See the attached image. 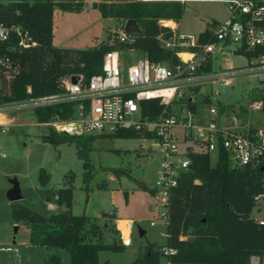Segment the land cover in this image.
I'll use <instances>...</instances> for the list:
<instances>
[{"label":"trees","instance_id":"trees-1","mask_svg":"<svg viewBox=\"0 0 264 264\" xmlns=\"http://www.w3.org/2000/svg\"><path fill=\"white\" fill-rule=\"evenodd\" d=\"M83 3L84 0H0V21L19 24L22 34L28 36L26 45L19 44L21 35L17 33L0 43V104L60 90V77L67 73L89 76L99 72L103 55L110 49L134 48L154 62L177 61L178 47L163 46L159 35L164 38L173 35L174 28L168 20L180 21L185 1L100 0L94 6L103 17L120 18L122 23L135 19L139 29L131 33L130 42L103 39L88 47L53 43L54 9L74 8ZM211 38L207 26L197 35L200 42ZM211 68L208 62L205 69ZM162 107L159 97L141 100L142 113L149 117L158 114ZM70 111V103H59L36 107L32 114L37 122H42L54 115L68 116ZM39 136L53 145L75 143L76 153L83 159L82 188L88 192L93 175L89 152L95 137H152L153 133L119 127L110 133L70 134L45 126ZM190 156L188 169L180 175L170 194L164 242L147 241L142 252L128 264H162L161 258L165 264H249L251 255H258L263 261L264 222L254 220L251 211L256 204L254 195L264 191V171L231 166L223 151L215 162L205 152H192ZM113 172L121 174L117 168ZM48 176V171L40 167L39 181L46 185ZM72 176L70 172L64 184L56 189L59 211L41 213L16 201L11 205V215L29 226L31 244L52 245L68 252V262L52 253L43 264H107L108 259L101 260L99 252L123 251L126 245L119 239L107 241L97 216L72 211ZM101 216L118 217L114 211L104 210Z\"/></svg>","mask_w":264,"mask_h":264},{"label":"built area","instance_id":"built-area-1","mask_svg":"<svg viewBox=\"0 0 264 264\" xmlns=\"http://www.w3.org/2000/svg\"><path fill=\"white\" fill-rule=\"evenodd\" d=\"M220 1L226 3L228 14L213 22L209 28L210 40L200 42L197 37L181 35L175 30L169 38L159 35L163 46L178 47L175 63L154 62L145 55L134 61L123 60L119 49H110L103 55L99 72L89 76L67 73L60 77V90L1 103L0 132H5L13 122L9 112H33L36 107L59 103L71 104L68 116L54 115L38 123L70 133H110L119 127L151 131L162 155L159 175L150 187L153 206L158 209V216L150 220V225L157 221L166 225L171 191L188 169L192 152L208 153L215 162L223 151L231 166L264 171V127L243 120L227 105L219 107V101L206 102L207 108L200 113V101L194 97L206 93L202 90L204 84L231 82L237 70L231 65L229 54H245L249 65L241 68L259 71V79L264 80V50H257L264 49V0ZM124 23L117 28L116 38L119 42H130L133 38L124 29ZM12 33L21 35L19 44H27L28 36L22 34L19 24L0 21V43L8 40ZM224 50L227 55L223 65L214 67ZM182 52L188 55L183 57ZM208 62L212 64L209 70L205 69ZM150 97H159L163 104L153 117L143 114L141 109V100ZM261 101L253 100L251 108H261ZM189 103H195V108ZM253 198L257 215L251 211V216L264 222V191ZM125 220L128 234L125 236L121 230V241L126 245L133 220ZM10 249L11 246L0 245V251ZM259 263L264 264V260L258 255L250 256L249 264Z\"/></svg>","mask_w":264,"mask_h":264},{"label":"rangeland","instance_id":"rangeland-1","mask_svg":"<svg viewBox=\"0 0 264 264\" xmlns=\"http://www.w3.org/2000/svg\"><path fill=\"white\" fill-rule=\"evenodd\" d=\"M98 1L100 0H84L82 5L68 9L56 7L53 13V43L60 46L88 47L97 45L103 39L116 41V31L122 20L103 17L94 6ZM184 1V12L175 30L181 35L197 37L206 26L210 28L214 21L221 20L228 14L226 3L220 0ZM119 51L123 60L134 61L144 55L138 49ZM226 51L220 53L214 67L223 65ZM229 57L231 65L237 70L232 75L231 82L214 86L204 84L202 90L206 93L194 96L200 101L198 110L203 113L208 106L206 102L219 101L220 105L235 109L243 120L264 127V80L259 79V71L241 68L249 65L245 54H229ZM214 90L218 92L214 93ZM258 99L262 100V107L251 108V102ZM8 116L13 122L5 132H0V245L11 246V249L0 251V264H12L25 253L32 258L27 264H35V254L42 252L40 245L25 246V242L29 241V226L23 221L15 220L11 215V205L16 201L8 199L7 191L14 178L19 182L22 194L17 202L38 212L49 213L61 209V205L55 200L56 189L64 184L71 172L72 211L97 216L103 237L107 241L121 240V230L123 234L127 231L126 221L102 217V210L114 211L118 217L133 220L123 251L99 252L101 260L108 259L107 264H128L135 255L142 252L147 241H155L157 244L164 242L165 225L159 221L155 225L149 223L158 216V209L153 206L150 187L159 175L162 155L152 137H95L89 152L93 175L89 179L90 189L86 192L82 188L83 159L77 155L75 143L61 142L53 145L43 141L39 134L45 125L39 124L30 110L9 112ZM40 167L48 171L46 185L38 179ZM114 168L121 174H114ZM99 183L103 186H97ZM142 183L146 184V188L141 187ZM252 213L257 215L255 209ZM141 230L145 231L143 235L140 234ZM58 249H62L63 262H68L67 251L60 247ZM161 263L165 264L164 258H161Z\"/></svg>","mask_w":264,"mask_h":264},{"label":"crops","instance_id":"crops-1","mask_svg":"<svg viewBox=\"0 0 264 264\" xmlns=\"http://www.w3.org/2000/svg\"><path fill=\"white\" fill-rule=\"evenodd\" d=\"M168 21L171 23H168L166 21L165 22L168 23L170 26H172L174 28V30H176L179 22H175L173 20H168ZM171 24H174V25H171ZM175 33H176V31H175ZM31 114H32V111H31ZM32 116H33V114H32ZM117 218H118V221H126L125 219H123L121 217H117ZM127 233H128V229H127L126 233H124V235H126ZM30 245H38V244H31L29 241L25 242V246H30ZM40 246H42V250H41L42 252L41 253L38 252L35 254V258H34L35 264H43L45 261H47V259L49 258V256L52 253H57L59 255L61 261L63 262L62 249H58V247L52 246V245H40ZM15 249H17V248L15 247ZM41 258H42V260H41ZM31 260H32V258L30 256V254L25 253V255L23 257L20 258V256H19L18 260L13 262V263L14 264H27V261H31Z\"/></svg>","mask_w":264,"mask_h":264},{"label":"water","instance_id":"water-1","mask_svg":"<svg viewBox=\"0 0 264 264\" xmlns=\"http://www.w3.org/2000/svg\"><path fill=\"white\" fill-rule=\"evenodd\" d=\"M124 29L127 32L132 33L133 31H136L139 29L138 25L136 24L135 19L129 18L124 23ZM72 80L75 81L74 75L72 76ZM141 187L146 188V184L142 183ZM7 197L10 201H17L22 197L19 182L17 179H12V186L7 191ZM145 233L144 230L140 231V234L143 235ZM14 264V263H12Z\"/></svg>","mask_w":264,"mask_h":264},{"label":"bare ground","instance_id":"bare-ground-1","mask_svg":"<svg viewBox=\"0 0 264 264\" xmlns=\"http://www.w3.org/2000/svg\"><path fill=\"white\" fill-rule=\"evenodd\" d=\"M181 54L183 55V57H186L188 55L186 52H182Z\"/></svg>","mask_w":264,"mask_h":264}]
</instances>
